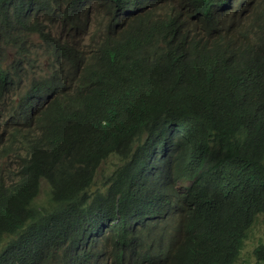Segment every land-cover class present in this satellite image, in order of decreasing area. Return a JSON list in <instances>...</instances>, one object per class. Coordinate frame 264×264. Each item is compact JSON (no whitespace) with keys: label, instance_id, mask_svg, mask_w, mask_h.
<instances>
[{"label":"trees","instance_id":"1","mask_svg":"<svg viewBox=\"0 0 264 264\" xmlns=\"http://www.w3.org/2000/svg\"><path fill=\"white\" fill-rule=\"evenodd\" d=\"M10 5L0 0L4 29L14 26ZM263 17L264 9L249 19L251 35H221L246 57L184 37L141 51V39L104 35L86 51L47 36L59 67L20 96L27 120L0 113V160L16 167H0V233L21 232L36 250L2 255L0 264H95L92 247L105 235L118 264L127 254L128 264H264V244L241 260L264 215ZM14 69L0 64L1 99L18 82ZM65 69L77 75L73 90ZM113 156L109 184L94 196ZM182 201L188 224L174 221Z\"/></svg>","mask_w":264,"mask_h":264},{"label":"clouds","instance_id":"2","mask_svg":"<svg viewBox=\"0 0 264 264\" xmlns=\"http://www.w3.org/2000/svg\"><path fill=\"white\" fill-rule=\"evenodd\" d=\"M10 3L9 13L14 26L6 29L0 26V30L8 31L1 41L0 64L4 69L9 67L7 70L10 72L13 69V73L16 71L14 67H18V76L15 78L20 83L24 81L18 79L21 75L19 71L25 69V73L28 74L29 69L35 66L36 59H41L40 51L42 49L44 55L49 54L46 57V67L49 69L47 74L58 69L59 63L54 60V53L47 48V36L50 40L57 38L61 42L70 43L76 49H86V51L92 50L94 44L102 43L104 35L122 34L125 38L141 39V51L156 49L153 40H157L159 45L165 46L173 40L184 37L192 40L197 47L211 41L217 45L222 44L226 48L235 49L236 53L232 56L246 57V49L238 50L236 47H229L221 35L229 33L251 35L249 19L254 13L264 9L260 4H264V0H10ZM47 21L59 23L62 28L60 32H64L63 28L68 27L70 32L81 34L80 30L83 29L91 32L93 38L99 36V40L93 44L88 41L86 45L78 48L72 43V39L77 35L66 37L64 40L60 37H53L47 32V28H50L46 24ZM34 23L41 24L42 31H33L31 28ZM21 26L27 28H21ZM53 30L56 31V29ZM34 34L40 35L43 38V43L35 45L32 41ZM82 37L84 36L82 35ZM9 46L21 49L22 55L20 58L12 60L11 65L4 66V51ZM23 57L29 58L23 60ZM18 63L20 64L17 66ZM208 64H212V62ZM64 77L67 87L73 90L77 75H69L65 69ZM15 85L4 92L2 99L0 98V113L4 112V118L14 114L16 122L22 123L27 120L28 110L26 107L28 108V104L23 102L20 96L26 95L30 86L19 91ZM34 111L36 110H33L32 113ZM108 184L109 182L104 180L103 188H95V191L90 192L105 191ZM160 188L161 180L156 183L154 189ZM181 188V183L175 185L176 196L179 198V194L182 192ZM184 205L186 209L175 214V223L186 220L188 224V207L185 203ZM26 229H28L27 226L21 228V230ZM170 229L171 227L166 226V230ZM25 237H22L21 232L18 231L0 233V257L5 254L9 255L10 252L23 254L20 250L24 249L30 251L33 248L32 250H36V245L31 243L26 235ZM22 244H24V248L20 247ZM92 249L98 253V260L95 264H118L115 252L112 250V241L108 235L101 238ZM129 261L130 254H127L125 264H128ZM50 264H56V262L51 261Z\"/></svg>","mask_w":264,"mask_h":264},{"label":"rangeland","instance_id":"3","mask_svg":"<svg viewBox=\"0 0 264 264\" xmlns=\"http://www.w3.org/2000/svg\"><path fill=\"white\" fill-rule=\"evenodd\" d=\"M50 28H47V32L50 33L53 37H60L62 40L67 38H70L73 35H77L72 39V43L74 46L80 48L83 45H86L88 41H90L91 44L95 43L97 38H93V35L91 32H87L85 30H80V33L84 36L82 37L81 34H74L70 32L67 28H63L64 32H60L62 30L59 23L54 21H47L46 23ZM56 29L54 31L53 29ZM58 31V32H57ZM32 41L35 43V45L43 43V38L40 35L34 34ZM0 47H2V44H0ZM42 57L41 59H36L35 66L29 69L28 74L25 73V79L24 82L15 85V88H19V91L27 89L29 86H31L34 82V79L36 77H40L42 75H45L49 73V69L46 67L47 60L46 57L49 56V54L44 55V50L42 49L40 51ZM5 60H4V66H9L12 64V60H16L20 58L22 55L21 49H16L13 46H9L4 51ZM29 57H23V60L28 59ZM9 69V67L7 68ZM13 72V69H12ZM117 158L111 157L107 162H104L101 167L99 168L98 174L96 176V179L94 181L93 186L90 188V191H95V188H103L104 186V180L108 179V175L110 172H112L117 165ZM6 159L3 158L0 160V164H5ZM7 163L5 165H0V167L3 170H16V167L14 165L10 164V160L7 159ZM48 184L44 181L42 184V190L37 198V202L40 204H44L47 202V195H48ZM101 244V243H100ZM259 244H264V215L259 216L257 222L254 224V226L251 228L249 232V237L246 240V243L244 245L241 260H244L246 258H249L251 260H254L253 256V250L256 246ZM240 263V261H239Z\"/></svg>","mask_w":264,"mask_h":264}]
</instances>
